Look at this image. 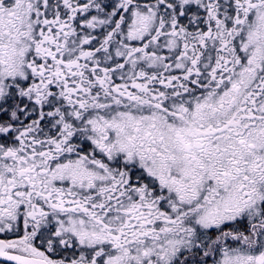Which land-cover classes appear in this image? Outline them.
Instances as JSON below:
<instances>
[{
	"label": "flooded vegetation",
	"instance_id": "1",
	"mask_svg": "<svg viewBox=\"0 0 264 264\" xmlns=\"http://www.w3.org/2000/svg\"><path fill=\"white\" fill-rule=\"evenodd\" d=\"M0 264H264V0H0Z\"/></svg>",
	"mask_w": 264,
	"mask_h": 264
}]
</instances>
